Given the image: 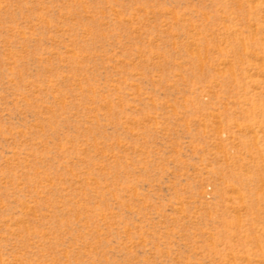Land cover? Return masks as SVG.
Returning a JSON list of instances; mask_svg holds the SVG:
<instances>
[{
  "label": "rangeland",
  "instance_id": "rangeland-1",
  "mask_svg": "<svg viewBox=\"0 0 264 264\" xmlns=\"http://www.w3.org/2000/svg\"><path fill=\"white\" fill-rule=\"evenodd\" d=\"M0 264H264V0H0Z\"/></svg>",
  "mask_w": 264,
  "mask_h": 264
}]
</instances>
